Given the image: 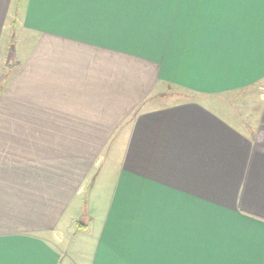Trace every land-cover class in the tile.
<instances>
[{
	"label": "crops",
	"instance_id": "crops-1",
	"mask_svg": "<svg viewBox=\"0 0 264 264\" xmlns=\"http://www.w3.org/2000/svg\"><path fill=\"white\" fill-rule=\"evenodd\" d=\"M0 264H264V0H0Z\"/></svg>",
	"mask_w": 264,
	"mask_h": 264
},
{
	"label": "rangeland",
	"instance_id": "rangeland-1",
	"mask_svg": "<svg viewBox=\"0 0 264 264\" xmlns=\"http://www.w3.org/2000/svg\"><path fill=\"white\" fill-rule=\"evenodd\" d=\"M12 21L13 20H10V23H9V26H11V23H12ZM21 32H19V31H14V34H15V38L17 39L18 37H19V34H20ZM12 53H11V51H8V53H7V50H5L4 49V51H3V58H2V65H4L5 63H13V61H12V55H11ZM10 58V59H9ZM169 94H170V98H171V100H177V101H181V100H184V99H187V98H189L191 95H187V94H185L184 92H182V91H179V90H177V89H170L169 91ZM169 100V99H168ZM241 103H243L244 104V106H245V108H248L251 104H252V99H250V98H242L241 99V101H240ZM241 107V106H240ZM222 108H224L225 109V106H220V109H222ZM225 116H227L226 114H225ZM236 125L237 126H239V127H241V125L240 124H238V123H236ZM79 218V217H78Z\"/></svg>",
	"mask_w": 264,
	"mask_h": 264
},
{
	"label": "water",
	"instance_id": "water-1",
	"mask_svg": "<svg viewBox=\"0 0 264 264\" xmlns=\"http://www.w3.org/2000/svg\"><path fill=\"white\" fill-rule=\"evenodd\" d=\"M81 216H82V215H81ZM78 224H80V225H84V222H82L81 219H78Z\"/></svg>",
	"mask_w": 264,
	"mask_h": 264
},
{
	"label": "trees",
	"instance_id": "trees-1",
	"mask_svg": "<svg viewBox=\"0 0 264 264\" xmlns=\"http://www.w3.org/2000/svg\"><path fill=\"white\" fill-rule=\"evenodd\" d=\"M82 226H84V225H78V228H81Z\"/></svg>",
	"mask_w": 264,
	"mask_h": 264
}]
</instances>
